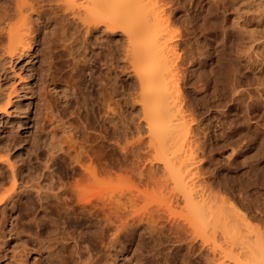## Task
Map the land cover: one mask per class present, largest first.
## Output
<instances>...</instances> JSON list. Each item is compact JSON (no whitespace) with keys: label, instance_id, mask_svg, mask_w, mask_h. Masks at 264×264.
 Segmentation results:
<instances>
[{"label":"rangeland","instance_id":"obj_1","mask_svg":"<svg viewBox=\"0 0 264 264\" xmlns=\"http://www.w3.org/2000/svg\"><path fill=\"white\" fill-rule=\"evenodd\" d=\"M2 1V7L8 6L13 13L16 0ZM85 1L78 0L76 7L55 10L60 18L56 28L49 23L47 27L46 23L41 24L44 30L41 29L40 33H43L42 36L45 34L42 38L46 37L44 39L50 43L49 65L41 59V54H37L39 45H36L38 49L35 46L33 52L24 58L14 61V66L9 71L10 78L8 76L4 87L7 90L16 87V94H23V103L19 107L25 111L20 109L21 112L18 110L16 114L11 109L15 114L0 116V130L7 131L8 134L12 132L11 135L19 139V146L12 154L17 156L14 160L17 159L18 164L23 166L25 176L32 173V169L35 170L33 173L37 169L38 173L43 171L41 173L45 172L47 176L50 172L48 165L55 164L60 172L57 175L60 180L56 181L61 182L64 178L65 181L62 182L67 188V183H72L75 179L73 176L80 178V174H83L78 164H73L76 163L74 160L79 159L85 165H94L98 172L104 171L100 175L104 178L103 187L106 186L108 191H103L109 193L111 190V194L116 196L121 193L124 197L121 194L118 196L123 198L122 205H132L135 216L147 212L155 214L166 209L168 218L180 219L186 212L182 208L183 204H175L173 208L167 209L168 196L165 193L169 195L178 190L174 187L172 174L167 173L163 163L156 160L157 151L149 146L152 145L149 142L150 128L153 125L146 118L148 116L140 101L142 84L137 79V73L134 75V70L140 72V68L138 64L137 69L131 67L132 58L129 56L130 49L139 44L138 40L129 39V35L121 27L114 29L115 25H110L112 28H109L110 22L102 21L106 18L102 19L103 14L99 16L96 11H92L93 7L91 10L89 7V14H85L84 8L79 6ZM59 4L65 6L61 1L57 3ZM142 5L148 11L156 9L162 15L161 21H156L158 27L154 32L166 29L170 33L175 53L172 65L176 69V85L180 91L177 102L185 112L184 122L191 127L187 139L195 146L196 165L192 167L198 170L194 177L191 175L187 180L190 182L192 179L189 184L199 183V192H206V197L210 194L212 199H207L199 206L206 216L202 215L209 218H204L203 221L206 224L210 222L207 226L202 225L200 230L205 236L201 237L206 238L207 243L196 247V255L192 251L187 253L189 250L186 242H181L182 238H177L179 235L167 231L169 227L164 220L160 227L166 225V233L143 234L140 238L137 234L132 236L124 231L121 243L110 248L107 246L108 236L104 241L94 238L87 229L88 224L80 222V207L73 200L74 194H69L73 193L69 187L68 190L62 188L59 192L66 198L69 207H74V214L68 215L62 208L61 211L55 210L47 215L40 211L35 214L45 224L64 219L65 223L62 221V225L67 228L68 233L65 235L68 241L64 236L65 241L72 248L88 247L93 254L94 264H246L248 259L244 256L245 252L258 251L264 255V0H143ZM109 6L107 9L113 10V5ZM107 9L105 15L109 11ZM154 23L153 20L151 25ZM139 24V16L134 15L131 26L138 27ZM157 25L155 23L153 29ZM19 87L24 91L19 90ZM30 88L35 90L32 91L33 94L37 91L35 95ZM34 100H38L37 107ZM3 135L6 136L5 133L2 137ZM182 135L183 133L181 137ZM180 143L176 145L179 146L178 153H183L185 147L182 148ZM174 147L175 152L178 148ZM71 166L78 169L76 175ZM143 170L154 177L155 181L150 180L151 183L159 180V183L164 184L160 183L161 187H155L157 190L153 186H157L156 184H150L153 188L145 186L146 182L150 183L146 179L150 175L143 174ZM140 174L146 176L142 178ZM142 179H146L145 182L142 181V185L145 183L143 187L139 185ZM114 180L117 181L115 186L111 185ZM110 185L113 189L109 188ZM116 186L119 187L116 189ZM162 186L166 190L162 191ZM139 189L145 192L144 195ZM146 192H151L147 194L152 195L147 198ZM160 192L163 194L160 195ZM212 193L215 197H212ZM129 195L137 197L136 200L131 198V202ZM142 205L144 208L140 207ZM235 219L241 222L245 220V223L241 224L237 220L233 223L232 220ZM24 220L26 219L22 222ZM226 220L231 221L232 226L225 223ZM213 225L218 227L214 229ZM5 226L7 230L11 228L10 223ZM31 231L29 233L37 239V229ZM158 236L160 239L156 238ZM240 237L244 241L241 247L245 252L239 245L242 242ZM8 239L9 245H0V264H16L15 256L21 251V246L17 247L20 241ZM41 239H45V236ZM21 244H27L26 239ZM30 246L35 247L36 242H32ZM199 251L202 257H195L200 255ZM48 257L46 252H41L40 255L34 252L26 258L25 264H41L43 261L48 264Z\"/></svg>","mask_w":264,"mask_h":264},{"label":"bare ground","instance_id":"obj_2","mask_svg":"<svg viewBox=\"0 0 264 264\" xmlns=\"http://www.w3.org/2000/svg\"><path fill=\"white\" fill-rule=\"evenodd\" d=\"M60 1L63 2V4H65L64 7H62L60 4L57 5V3ZM1 2H4V1L0 0V116H11L14 113L13 111L11 112V109L12 110L14 109L15 113L16 111L18 112V110L22 109V107L20 106L21 107L20 108L19 105L20 104L22 105L23 102L21 101L24 98L22 96L23 94L22 95L19 93L16 94L17 91L15 90L16 89L15 86H14L15 87L14 89L11 88L13 90H10V89L7 90L5 88L6 86L4 87V85L7 84L5 82L8 80L9 71H11V68H13L12 66H14V61L16 60L18 61L19 59L24 58L25 55H28L29 53L33 52L32 50L35 49L36 45H39V49H38V46H36L37 47L36 49H38L37 54L38 55L41 54L42 56L41 59L43 61L45 60L44 61L45 64L48 63L49 65L48 61H49V56H50V48L48 47L49 42L47 43V41L45 40L46 37H44L45 39L42 38L45 34L42 36L43 33H40L41 29H43L44 27V26L42 27L43 25L42 23H46L47 24V25L45 24L46 27L48 26V23H49L54 28L58 24L59 19H60L58 15L56 14L55 10H58L60 8H63L64 10H66L68 9V7H76L75 5L76 3H78V0H16L15 8H14L15 10L13 13L10 11L11 8L10 9L7 8L8 6L2 7ZM142 3H143V0H86L85 2L81 3L79 6L84 8L83 10L84 12H86L85 14H89V7H90V10L92 7L95 8V9L92 8V11H96L99 16L103 14L102 19L106 18L105 20L98 18L99 20L105 21V23L107 22L106 20L110 22V24L108 23L109 28H112V26L114 25H115L114 29H116V27L117 28L121 27V29L123 28L124 31L127 32V34L129 35V39L138 40V43H139L138 45L133 46L132 47L133 49L129 48L131 50L129 51L131 52L129 54H131L132 56L129 54L128 55L132 58L130 60L132 63L131 62L130 63L133 64V66L131 67L132 68L134 67V69H137L136 66L138 64L140 68V72H137L138 70H134V69L133 70L136 71L134 72V75L137 73L136 74L138 77L137 79L140 81L143 87L140 93V101L142 103V108L145 110L144 112L148 116L146 118L148 119V121L150 120L149 123L151 122V124L153 125L152 128H150L151 142H149L152 145H149V146H152L155 150L153 148L152 149L154 151H157L156 160L163 163L164 169L167 171V173H169L170 175L172 174L171 179L173 181L174 187L176 186L175 189H178L177 193L170 194L171 193L170 192L169 195H166L165 193V196H168L167 197V200H168L167 209L173 208L175 204L176 205L183 204L182 208L184 207L183 210H186V212L184 213V211H182L184 214L182 213L183 215L180 217V219L174 217L177 220L175 219L172 220L173 218L172 219L168 218L166 215V209L164 208H163L164 209L163 211H161L160 209H159L160 211H157V212L154 211L156 212L155 214H153L152 212L150 213L147 212L148 215L142 214V215L135 216V213L133 209L131 208L132 205L131 207L130 205L126 207L122 205L123 203L121 201L123 200V198L121 199V197L118 196L121 193L117 194L116 196V195L111 194L110 192L111 190H109V193L107 192L108 195H106L107 193L104 192L107 190L105 188L106 186L103 187L104 178L100 175V174H103L104 171L98 172V170L96 169V167H94V165H89L90 164L89 162H88L89 163L88 165H85L79 159H76V158H75L76 160H74L76 163H73V164H78V167L82 171L83 174H80V178L78 176L76 177L73 176L75 178L74 180L72 179L73 177H71V180L73 181L72 183H69V184L67 183V186L73 192L71 193L70 192L71 190H70L69 194H74L72 195L73 197L75 196V199L73 200L74 201L76 200L75 202L80 207L78 208V211L80 210L79 214L81 215V218H80V215L78 216V219H80V222L83 224H86V223L88 224L87 229L89 230L90 234L94 236V238L101 239L104 241L106 236H108V240H107L108 247L112 248V247L118 246L122 241L123 235H125L124 231H128V233L131 234L132 236L137 234L139 237L141 235L143 236V234L158 235V233L162 231H165L166 233L167 226H168L169 228L167 231L171 232L174 235H179L177 238L179 239L182 238L180 239V241L186 242L188 246L187 248L189 250V252L187 251V253H191L192 251V254L196 255L198 253V251L196 250V247L207 243L206 242L207 239L206 238L204 239L205 236L202 235V233H200L202 225L205 224V226H207L210 223L209 222L206 224L205 221H203L204 218L205 220H208L209 218L206 219L207 217H204L206 215L202 213L203 212L202 209L200 211L199 206H201V203H205L207 199H211V195L209 194L206 197L205 195L206 192H204V190L202 189L204 187L201 188L204 194L200 193L201 192V191L199 192L200 189L197 188V185L199 183L197 185L195 182H193L195 185L189 184L192 179L191 180L189 179L190 182L187 180L189 176L196 175L198 170L196 171V169L192 167L195 163L194 160L196 159V155H195L196 153L193 148L195 146L189 142V139H187V136L189 135L188 133H191L190 131L191 127H189V125L187 126L186 122H184V119L186 117L185 112L183 108L179 106L177 102L179 90H177V85H176L177 84L176 82L177 77H176V72H175L176 69H174L173 68L174 65H172L175 53L173 52V49H172L171 37H169L170 33L165 31L166 29L165 30L162 29V31L161 30L159 31L160 28L157 29V31L159 32H154V30L156 31V28L158 27L157 25L158 23L156 21L158 20L161 21L162 15H160L161 13H158L159 11H157L156 9L154 10L151 9L148 11L147 8L142 5ZM91 5H95V6H91ZM108 6L109 8L112 7L113 10H110L111 8L107 9ZM106 9L109 11L106 12V15H105ZM134 15H138L140 18V24L138 27L131 26V22L133 20ZM153 20L155 21L157 25L156 27H154V29H153V26L155 23L151 25ZM85 21L87 20L85 19ZM42 60L41 62L43 63ZM47 68H46V71H47ZM51 80L53 81V79ZM11 83H12V80H11ZM8 86L11 87V85L9 84ZM19 90H22V89L20 88ZM30 90L31 92L35 91V90H32L31 88ZM28 93L30 94V92ZM35 93L33 94L32 92L33 95H35ZM33 103L36 104L35 105L36 107L38 106V100L37 101L34 100ZM22 111H25V109H22ZM37 112H39V108ZM181 132L183 133L182 137H181V134H182ZM3 133H5L6 136L3 135L4 137H2ZM11 133L8 134L7 131L0 130V245L1 244L2 246L9 245L10 239L8 238H11V239L14 238L13 240L17 242L20 241V245L18 246L15 245L17 247L21 246L20 247L21 251L19 250L20 252L17 253L15 256L16 264H25L26 258L29 255H32L34 252L37 253L38 255H40L41 252L48 253L49 255V257L47 258L48 264H94L95 260L92 257L93 254L91 253L90 249H88V247L83 248L80 246H76L72 248V245L65 241L68 238L65 235L68 233H67V228L62 225L63 222L65 223L64 219L62 220L63 222L61 220H59L61 222H59L58 220H55V221L53 220V221H50V223L47 221L48 224L46 223L47 224L46 225L44 223V220L42 219L39 220L38 215L36 216L37 214L36 211L37 212L40 211L42 213L44 212L47 215L49 212H52L55 210L61 211V208H62L64 209L63 211H67L69 215V214H74L75 209L74 207H69L68 203L66 202V198L62 196L63 194L60 195L61 191L59 192V190H61L62 188H65L66 184L63 183L65 181L64 178H63L64 181L62 180L63 182L56 181V179L60 180V177L58 178L59 170L55 164L48 165L47 167L48 171H50L49 172L50 178H49L48 173L46 176L45 172L44 174H42L43 171H41L42 173L41 172L38 173L39 171H37V169H36V173H33L35 170L32 171L33 170L32 169L31 170L32 173L26 176L24 175L23 166L18 164V162L16 161L17 159L14 160V158L17 156H15V154H12L13 151L18 148L20 142H19V139L17 140L15 136L11 135ZM180 140H182V143H180ZM179 143L182 144V148L185 147L183 153H178L179 146L177 147L176 145H178ZM174 145L178 149L174 147ZM172 147L176 148L177 151L175 150L174 152V149ZM162 148H164L165 150ZM169 150H171L170 153L168 152ZM151 166L149 165V167ZM61 167L62 166H60L59 168ZM73 167H72V171L73 173L75 172V175H76L78 169L73 168ZM144 168L145 167H143V169ZM63 169H64V166H63ZM107 170H109V168H107ZM143 174H147V171L145 170ZM143 176L141 177L143 178ZM150 176L152 177V175ZM150 176L147 177L146 179H149V181L150 180L155 181V179H153L154 177L151 178ZM118 177H119V174H118ZM118 177L117 179H119ZM145 180L143 181L142 179L139 185H142V181L145 182ZM109 181L107 182L110 184ZM115 182L117 181L114 180V183L111 185H114ZM151 182L152 181H150V183L146 182L147 184L145 183L144 184L145 186L148 185V187L150 184L151 185L156 184L157 186L153 185L154 188L158 186L161 187L160 183L162 182L159 183V180L154 183H151ZM163 184L164 183H162V185ZM111 185L109 188L113 189ZM151 185L150 187L153 188ZM68 187L65 189L68 190ZM118 187L119 186H116V189ZM155 189L157 190V188ZM164 189L162 186L161 190L163 191ZM145 190H147V188ZM117 191L118 190H116V192ZM137 192H138V188H137ZM137 192H135V195L132 193V195L136 196ZM139 192H141V190ZM141 193H143L144 195L145 192H141ZM147 193H151V192H146L145 194V195H148V197L147 196L146 197L149 198L152 194H147ZM161 193L163 194V192H160V195ZM153 196L155 195L153 194ZM212 197H215V195L213 196V193H212ZM131 198L132 199L134 198V201H135L137 197H130V199ZM132 199H131V202H132ZM164 199L166 200L165 197ZM68 200H71V199H68ZM215 204H216V201H215ZM215 206L216 205H214V207ZM123 207L125 210L123 209ZM140 207H143V205ZM128 209H131V210H128ZM14 214H16V217L12 218ZM24 218L26 220L22 222ZM63 218H65V216ZM238 219L232 220V222L235 223L236 220L241 222ZM164 220L167 222L168 225L167 226L162 225L160 227V223ZM226 222L228 221L226 220L225 223ZM230 222L231 221H229L228 223ZM6 223L11 224L10 226L11 228L8 230H7V227L5 226ZM72 223L74 222L72 221ZM218 225L217 226L213 225V228L215 229L216 227H218ZM234 228L236 227H233V229ZM245 228L247 229V227ZM32 229H37V233L36 231H33L37 234V239H34L33 238L34 235L32 236V233H29ZM213 232L215 235L217 234L216 230H214ZM221 233L223 232L221 231ZM29 234H31V236ZM183 235L185 237H183ZM42 236H45V239H41ZM64 236L66 237V239L64 238ZM201 236H204V237L202 238ZM234 237H237V236L235 235ZM156 238H159V236ZM23 239H26L27 244L22 245L25 241L21 244ZM183 239L184 241H182ZM239 239L240 241H242L241 237ZM210 240L212 239L210 238ZM250 240L252 241V239ZM250 240H249V244L251 242ZM32 242L33 243L36 242V246L33 248L30 246ZM243 242L244 241L240 242L239 244L240 247ZM249 244L247 246H249ZM235 245L236 244H234V246ZM240 247H239V250H240ZM241 248H242L241 250L245 252L243 247ZM193 249H195V251H193ZM254 250H257V248H255ZM242 252L240 253L243 254L244 252L243 253ZM199 254L200 255L195 256V257H199V258L202 257L201 256L202 253L200 251H199ZM244 256H246L248 259L246 264H264V255L262 252H258V251L257 253L256 251L252 253L245 252ZM237 257L240 258L239 256ZM36 258L37 256L35 257V259ZM189 259H191V257ZM38 261H40V259ZM189 261L191 262V260ZM41 264H45V262L43 261Z\"/></svg>","mask_w":264,"mask_h":264}]
</instances>
